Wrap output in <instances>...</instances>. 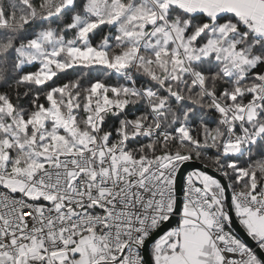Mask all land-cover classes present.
<instances>
[{
    "label": "snow or ice",
    "instance_id": "6c2138e0",
    "mask_svg": "<svg viewBox=\"0 0 264 264\" xmlns=\"http://www.w3.org/2000/svg\"><path fill=\"white\" fill-rule=\"evenodd\" d=\"M0 264H264V0H0Z\"/></svg>",
    "mask_w": 264,
    "mask_h": 264
},
{
    "label": "water",
    "instance_id": "95a60500",
    "mask_svg": "<svg viewBox=\"0 0 264 264\" xmlns=\"http://www.w3.org/2000/svg\"><path fill=\"white\" fill-rule=\"evenodd\" d=\"M237 229H238V224L236 225Z\"/></svg>",
    "mask_w": 264,
    "mask_h": 264
}]
</instances>
